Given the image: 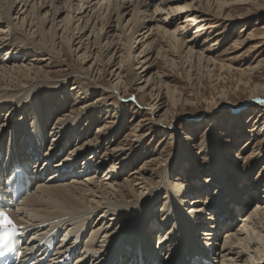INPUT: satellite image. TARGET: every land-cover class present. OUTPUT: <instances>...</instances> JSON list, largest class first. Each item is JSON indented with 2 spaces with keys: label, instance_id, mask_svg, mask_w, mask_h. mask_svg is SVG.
<instances>
[{
  "label": "bare ground",
  "instance_id": "1",
  "mask_svg": "<svg viewBox=\"0 0 264 264\" xmlns=\"http://www.w3.org/2000/svg\"><path fill=\"white\" fill-rule=\"evenodd\" d=\"M194 2L200 4L199 0H0V183L16 165L31 177L32 189L14 204L10 215L25 234L22 241L25 258L32 250L38 252L32 264H60L59 259L70 255L72 261L67 264H116L122 250L127 255L133 251L140 253L143 262L149 260L146 264H184L185 260L191 264H264V258H256L254 254L256 250H264V202L258 195L250 199L246 185L242 186L243 197L240 196L235 182L225 177L228 167L218 149L214 151L217 166L210 170L218 177V186L213 201L208 202V197L196 195L199 189L194 184L182 180L188 173L183 167L181 179L179 175L175 177L180 182L175 185L168 181L170 165L160 171L154 185L145 177V166L128 170L129 158L137 144L112 145L111 137L119 132L124 109L94 125L95 131L91 128L100 122L95 113L113 106L114 103L105 101L107 98L115 97L123 106L134 103L140 107L142 104L136 99L125 95L132 91V85L145 82V86L137 89L142 92L143 101L156 90V78L159 86L164 84L160 80L163 75L152 72L155 59L169 63L175 60L168 62L169 56L203 58L194 49L198 46L197 39L204 37L210 28L217 27L213 37L224 39L218 24L226 21L229 24L231 20L194 7ZM62 14L65 15L61 18ZM198 24L203 29L199 27L194 37L185 38L188 29ZM63 44L72 58L82 52V64L93 60L88 69L81 66L72 74L79 85L75 84L71 90L78 89L87 95L90 90L103 91L88 113L82 110L74 116L72 110L68 112L67 100L72 93L67 92V83L61 96L57 94L58 88L39 93L40 85L37 86L35 78L33 83H19L23 74L36 73V65L42 61L55 60L67 65L62 59L64 54L57 50ZM242 44L237 40L232 43L236 48ZM111 51L115 52L114 58L111 55L106 59ZM137 51L136 57L133 53ZM118 57L121 58L117 67L110 70ZM124 62L131 71V79L125 83L130 85L127 89L119 86L124 78ZM137 63L142 66L135 67ZM95 67L101 75L97 78L98 73L90 72ZM137 69L140 71L136 72ZM8 77L20 80L7 82ZM13 83L19 86H12ZM81 84L84 88L79 89ZM15 90L22 91L21 97L9 98L10 91ZM56 94L59 98L54 101ZM254 101L264 106L263 99ZM158 106L155 109L150 104L141 106L142 116H155L162 109L155 111ZM84 118L90 121L81 128ZM153 123L157 128H173L172 124L164 125L155 118ZM209 144L213 145L214 140ZM48 150L52 151L48 156L52 163L45 165ZM88 150L91 152L87 153ZM56 157L60 160L53 164ZM114 158H119L122 165L117 166ZM106 163L109 164L105 166ZM229 169L231 173L233 168ZM133 186L141 193H134ZM161 190L165 191L163 197ZM161 199L163 204L158 209ZM251 201L253 208L246 211ZM56 232L62 234L57 248L45 255L42 244ZM128 262L129 259L125 264Z\"/></svg>",
  "mask_w": 264,
  "mask_h": 264
},
{
  "label": "rangeland",
  "instance_id": "2",
  "mask_svg": "<svg viewBox=\"0 0 264 264\" xmlns=\"http://www.w3.org/2000/svg\"><path fill=\"white\" fill-rule=\"evenodd\" d=\"M188 1L186 0V2ZM199 3L194 2L193 6L208 11L216 17L225 16L227 19L229 18V22L231 20L229 24L227 21L218 24L219 29L224 32V39L218 40V37H213L217 27L210 28L204 37L197 39L198 46L194 49V52L202 53L203 58L183 55L181 59H177L169 56L167 57L168 62L169 59H175L169 63L165 59H155L156 64L152 72L162 74L163 77L160 76V80L164 81V84L159 86V78H156V90H152L149 94L151 87L148 88V92L146 91L148 94L143 98V101L140 100L142 92H138L137 89L145 86V82L132 85V91L125 94L136 99L138 103L142 104V107L150 104L155 109L159 105L155 111L162 109L155 112V116L148 114L142 116V107L137 104L127 103L123 106L120 102L118 103L115 97L107 98L105 100L107 103H114L113 106L109 105L111 111L99 109L95 113V118L100 122L92 124L91 128L94 129L95 126L101 124L106 116L116 115L121 112V109H124L122 125L119 132L111 135L114 141L109 146L118 143L120 145V142L137 144V149L131 153L132 157L129 158L128 170L145 166V171H147L145 177L150 185H154L161 176L160 171L166 165H170L168 181L175 185L180 182L175 180V177L179 175L181 179L179 173L183 172V167L188 173L185 178L182 177V180L186 179V184H194L199 189L196 195L208 197V202L213 201L212 196L215 194V187L218 186V177L214 171L210 172L217 166L214 151L218 149L217 151L221 152V157L225 158V165L228 167L226 173L228 177H225L232 180L233 183L235 182L234 187L238 188L240 196L243 195L242 186L246 185L248 191L251 192L250 199L258 195V199L264 202V106L254 101L256 98L264 100V0H199ZM106 13L102 16L103 18L106 17ZM64 15L62 14L61 18ZM199 27L203 29L201 24L191 26L185 38L194 37V33ZM223 34L220 38L223 37ZM249 38H253V40H248ZM236 40L243 42L239 48L232 45ZM57 50L60 55L64 54L62 59L68 62V64L65 62L67 65H61L55 60L52 62L42 61L36 65L38 68L36 73L23 74L19 83H33L35 78L38 80L37 86L40 85L39 93L45 92L46 89L58 88L59 96L62 95V88L67 83L66 90L72 93L71 98L67 100L66 109L68 112L72 110L74 116L82 110L84 113H88L89 107H92L95 99L102 95L103 91L90 90L87 95L82 94L83 91L78 89L77 91L71 90L72 86L78 84L74 81L72 74L81 66L88 69L93 60L82 64V52L75 53L76 57L72 58L66 51L65 44ZM137 54L138 51L133 53L136 57ZM111 55L114 58L115 52L111 51L106 59ZM155 55L154 53L153 59ZM120 58L118 57L114 61L115 64L110 70L117 67ZM207 58L211 60L210 63L206 61ZM137 59L139 62L142 61L140 58ZM44 63L47 65L44 66ZM126 63H122L124 78L121 79L122 83L119 82V86L127 89L130 85L125 86V83L130 81L131 71L127 66L129 64ZM134 66L141 67L142 63H137ZM96 67L90 72L98 73L97 78L101 75L96 72ZM135 71L139 72L140 69ZM104 77L110 79L109 76ZM18 79L20 80V78ZM18 79L14 80L8 77L6 81H18ZM113 79L114 77L111 80ZM11 85L19 86L17 83ZM81 88H84L83 84L79 87V89ZM10 92L9 98L18 99L22 95L21 90ZM57 94L53 96L52 100L55 101L59 98ZM43 96L40 94V97ZM81 96L84 98H80ZM155 97H157L156 100ZM60 104L58 102V105ZM83 107H88V110ZM154 118L161 120L164 125L172 124L173 128L164 126L157 128V125L153 123ZM89 121L88 118H84L80 127L88 125ZM138 138L141 139L140 142H137ZM213 140L214 144H209ZM90 152L91 150H88L87 153ZM122 157L121 155L119 158ZM119 158H114L117 166L122 165ZM56 159L59 161V157ZM107 164L109 163L104 165L107 166ZM231 167L233 171L230 173L229 168ZM133 187L134 193H141L139 188ZM164 193L165 191H162L160 195L163 197ZM203 199L201 200L205 203L206 200ZM251 202L246 207V211L253 208L254 203ZM159 204L161 205L157 208L161 209L163 200ZM160 211L158 210V215L161 214ZM256 252L254 253L256 258H264V250H256Z\"/></svg>",
  "mask_w": 264,
  "mask_h": 264
},
{
  "label": "snow or ice",
  "instance_id": "3",
  "mask_svg": "<svg viewBox=\"0 0 264 264\" xmlns=\"http://www.w3.org/2000/svg\"><path fill=\"white\" fill-rule=\"evenodd\" d=\"M0 216H3V217H4V223H5V224H10V223H11V220L8 219V217H7L6 214H4V213H0ZM6 238H7L6 235L0 237V245H3V244H4ZM0 255H2V253H0Z\"/></svg>",
  "mask_w": 264,
  "mask_h": 264
}]
</instances>
